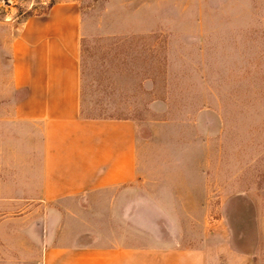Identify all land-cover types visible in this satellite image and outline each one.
Returning a JSON list of instances; mask_svg holds the SVG:
<instances>
[{"label": "rangeland", "instance_id": "obj_1", "mask_svg": "<svg viewBox=\"0 0 264 264\" xmlns=\"http://www.w3.org/2000/svg\"><path fill=\"white\" fill-rule=\"evenodd\" d=\"M54 5L80 16L82 113L133 118L142 181L173 202L185 241L206 245L215 264H255L256 212L264 224V0H0V39ZM0 65L6 76L10 65ZM0 106V264H40L22 226L44 212L42 136ZM95 197L66 204L78 209Z\"/></svg>", "mask_w": 264, "mask_h": 264}, {"label": "crops", "instance_id": "obj_2", "mask_svg": "<svg viewBox=\"0 0 264 264\" xmlns=\"http://www.w3.org/2000/svg\"><path fill=\"white\" fill-rule=\"evenodd\" d=\"M81 34L78 12L54 5L0 39L10 56L0 59L10 65L6 76L0 65V105L42 136L44 212L22 226L40 264H215L206 245L185 241L173 202L142 181L134 119L82 113ZM83 194L96 201L67 206ZM263 232L256 212L255 264H264Z\"/></svg>", "mask_w": 264, "mask_h": 264}]
</instances>
